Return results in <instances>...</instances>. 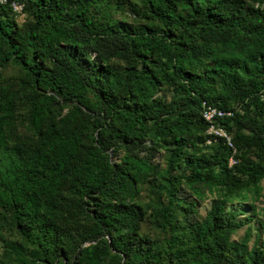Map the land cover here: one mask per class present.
Wrapping results in <instances>:
<instances>
[{
	"label": "trees",
	"instance_id": "16d2710c",
	"mask_svg": "<svg viewBox=\"0 0 264 264\" xmlns=\"http://www.w3.org/2000/svg\"><path fill=\"white\" fill-rule=\"evenodd\" d=\"M263 183L264 0H0V264H264Z\"/></svg>",
	"mask_w": 264,
	"mask_h": 264
},
{
	"label": "built area",
	"instance_id": "2783aa9c",
	"mask_svg": "<svg viewBox=\"0 0 264 264\" xmlns=\"http://www.w3.org/2000/svg\"><path fill=\"white\" fill-rule=\"evenodd\" d=\"M5 1L6 0H1V2H5ZM13 8L17 12H20L22 9V6L14 2ZM226 114L227 113H225L223 110H220L219 108L215 106H207L206 109L203 111V118L209 124V130H208L209 135L214 136V137L223 138L226 140L229 146H232L231 139L228 136V134L222 128H218V126L216 125L217 120L219 118H222ZM233 162L234 161L231 160V163Z\"/></svg>",
	"mask_w": 264,
	"mask_h": 264
},
{
	"label": "rangeland",
	"instance_id": "374dc122",
	"mask_svg": "<svg viewBox=\"0 0 264 264\" xmlns=\"http://www.w3.org/2000/svg\"><path fill=\"white\" fill-rule=\"evenodd\" d=\"M18 22L20 24H23L25 22V16L21 15V16H18ZM263 187H264V183H263ZM264 206V189H263V193H262V198L261 200L258 202V207L259 208H262ZM210 207H211V199H208L206 200L204 203H202L199 207V213H200V216L203 217L206 215V213L210 210ZM262 222L264 224V212L260 215V217L258 218V220L256 222H254L255 224V227L259 225V223ZM244 231H245V228L241 229L240 231H238L237 235L234 237V239H238L240 238L241 236L244 235ZM256 235V233L253 234L252 238H251V241H250V246H252L253 242H254V236ZM262 239H263V242H264V229L262 231Z\"/></svg>",
	"mask_w": 264,
	"mask_h": 264
}]
</instances>
